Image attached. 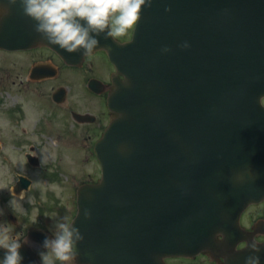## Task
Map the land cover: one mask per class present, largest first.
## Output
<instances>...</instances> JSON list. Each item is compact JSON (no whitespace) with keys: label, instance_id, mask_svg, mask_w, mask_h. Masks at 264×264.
<instances>
[{"label":"water","instance_id":"water-1","mask_svg":"<svg viewBox=\"0 0 264 264\" xmlns=\"http://www.w3.org/2000/svg\"><path fill=\"white\" fill-rule=\"evenodd\" d=\"M2 1L17 38L1 48L43 37ZM98 38L125 81L114 80V119L96 146L102 182L79 195L78 264L226 251L217 236L228 242L264 200V0H152L132 43Z\"/></svg>","mask_w":264,"mask_h":264},{"label":"flooded vegetation","instance_id":"flooded-vegetation-1","mask_svg":"<svg viewBox=\"0 0 264 264\" xmlns=\"http://www.w3.org/2000/svg\"><path fill=\"white\" fill-rule=\"evenodd\" d=\"M103 55L88 57L77 67L45 47L0 50V229L31 248L43 250L32 231L52 236L56 222L67 216L59 209L64 195L52 189L66 174L59 169L61 149L92 155L107 126L113 67ZM91 80H97L92 90ZM43 154H55V161ZM20 189L25 190L24 199L13 210L8 201ZM241 225L247 240L239 243L228 261H244L237 255L249 252L253 241L264 249V203L249 208ZM260 256L264 261V251Z\"/></svg>","mask_w":264,"mask_h":264},{"label":"clouds","instance_id":"clouds-1","mask_svg":"<svg viewBox=\"0 0 264 264\" xmlns=\"http://www.w3.org/2000/svg\"><path fill=\"white\" fill-rule=\"evenodd\" d=\"M19 4L23 14L34 22L37 33L46 38L50 45L57 46L69 54L84 57L94 54L100 45V37L117 40L128 35L141 18L143 7L152 0H9ZM5 12L6 7L0 6ZM181 47L189 48L185 41ZM163 53L171 51L167 46ZM43 163V160L41 161ZM25 190L11 193L8 206L13 210L23 201ZM2 211V209H0ZM90 218V213H86ZM54 235H45L42 249L37 254L40 264H78V245L84 237L80 229L65 216L55 225ZM0 229V264H23L22 243ZM244 264H262L260 253L264 251L255 241Z\"/></svg>","mask_w":264,"mask_h":264},{"label":"rangeland","instance_id":"rangeland-1","mask_svg":"<svg viewBox=\"0 0 264 264\" xmlns=\"http://www.w3.org/2000/svg\"><path fill=\"white\" fill-rule=\"evenodd\" d=\"M62 151H63V153H61V162H60V164H59V169L60 170H65V171H67L68 170V168L70 167V161H69V154L70 153H72V154H74V155H77V153H76V151H70L69 149H67V148H65V147H63L62 149H61ZM55 154L53 155V159L55 158ZM55 160V159H54ZM76 184H78L79 183V180H77L76 179ZM77 186V185H76ZM75 186V187H76ZM1 187H2V185L0 186V193H1ZM78 187V186H77ZM171 264H207V263H205L204 261H195V262H191V263H188V262H184V261H171L170 262Z\"/></svg>","mask_w":264,"mask_h":264}]
</instances>
